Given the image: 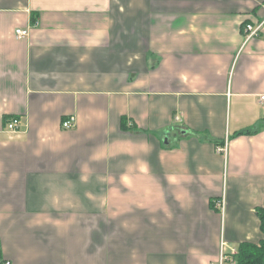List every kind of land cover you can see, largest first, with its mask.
<instances>
[{"label":"crops","instance_id":"crops-1","mask_svg":"<svg viewBox=\"0 0 264 264\" xmlns=\"http://www.w3.org/2000/svg\"><path fill=\"white\" fill-rule=\"evenodd\" d=\"M263 95L264 0H0L1 259L208 264L257 241Z\"/></svg>","mask_w":264,"mask_h":264},{"label":"built area","instance_id":"built-area-1","mask_svg":"<svg viewBox=\"0 0 264 264\" xmlns=\"http://www.w3.org/2000/svg\"><path fill=\"white\" fill-rule=\"evenodd\" d=\"M262 23L257 24V26L247 24L245 25V31L247 32V38L255 35L259 28L262 26ZM15 35L18 38H22L28 35V30L17 28L15 29ZM261 99H264V95L261 96ZM176 119H179L176 117ZM20 120L19 118H11L8 122H6V129L10 133L16 132L19 128ZM75 126V117L69 116L65 120L62 121L61 127L62 128H72ZM217 151L223 153L224 155L227 153V146L222 145L217 147ZM217 206L220 209L224 208V201L218 200ZM237 253L238 249L237 247H230L226 244L224 240H220L219 248H218V254L217 256L211 260L208 264H238L237 261ZM2 264H11L9 260H4Z\"/></svg>","mask_w":264,"mask_h":264},{"label":"trees","instance_id":"trees-1","mask_svg":"<svg viewBox=\"0 0 264 264\" xmlns=\"http://www.w3.org/2000/svg\"><path fill=\"white\" fill-rule=\"evenodd\" d=\"M32 19L34 20L33 16ZM9 120L10 119H7L6 122ZM122 125L125 126L124 123H122ZM250 132V129H246L237 131L234 135L248 134ZM256 215L259 219V228L262 235L257 241H243L238 244V253L236 256L238 264H264V198L261 206L256 209ZM0 260L2 264L4 260L1 259V255Z\"/></svg>","mask_w":264,"mask_h":264},{"label":"water","instance_id":"water-1","mask_svg":"<svg viewBox=\"0 0 264 264\" xmlns=\"http://www.w3.org/2000/svg\"><path fill=\"white\" fill-rule=\"evenodd\" d=\"M0 264H1V260H0Z\"/></svg>","mask_w":264,"mask_h":264}]
</instances>
